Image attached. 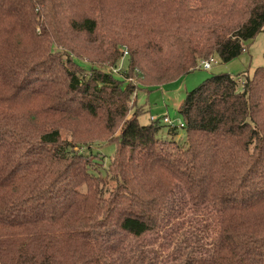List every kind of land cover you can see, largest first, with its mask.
Returning <instances> with one entry per match:
<instances>
[{
	"label": "trees",
	"instance_id": "obj_1",
	"mask_svg": "<svg viewBox=\"0 0 264 264\" xmlns=\"http://www.w3.org/2000/svg\"><path fill=\"white\" fill-rule=\"evenodd\" d=\"M263 32L264 0H0V264H264V65L188 92L181 143L131 115ZM125 52L124 76L96 66ZM95 142L116 144L107 169L78 150ZM189 211L212 250L181 233Z\"/></svg>",
	"mask_w": 264,
	"mask_h": 264
},
{
	"label": "rangeland",
	"instance_id": "obj_2",
	"mask_svg": "<svg viewBox=\"0 0 264 264\" xmlns=\"http://www.w3.org/2000/svg\"><path fill=\"white\" fill-rule=\"evenodd\" d=\"M248 52L244 53L239 58L233 60L230 63H221L220 61L213 65L210 71L205 70H196L190 75L186 76L184 79L165 85L163 87L157 89H145L143 88L139 91L135 98H133L134 109L131 115L134 113L136 109H143V114L139 117V122L142 125H148L150 123L151 117H156L157 119H161L168 117L170 118L175 127H178L182 122V117L180 115V109L186 99L188 92L198 88L205 80L210 78L213 75L217 74H230L232 76H239L243 74L253 75L255 69L264 65V32L260 38H256L254 41L249 43ZM73 55L78 57L79 55L83 57L84 63L83 66L89 71L88 53L84 51L82 48L76 49L75 54ZM125 58L121 59L118 63V67L116 69H112L109 67L108 63L106 64H96L98 68L103 71L111 72L114 76L120 77V75L125 74L129 67V61L127 55L125 53ZM95 66V63H94ZM122 76V77H123ZM251 77V76H250ZM122 125H120L116 133L114 134L116 138L120 136ZM164 126L159 133V138H163L169 142L181 143L184 132L178 127L179 135L172 137L169 134L170 126L167 124H162ZM62 138L64 141L71 142V134L68 131H62ZM184 141V139H183ZM91 148H82L78 149L82 153H100V156L103 158L102 165L104 169H107L111 157L116 151V144H106V142H95L91 143ZM100 161V160H99ZM115 183L113 181H109L107 187L109 189H113ZM213 219L210 218L209 214L204 212H193L189 211L188 217L185 221V228L182 230V234L198 236L201 239V243L204 246L208 247L209 250L213 248V241L216 239V230L213 225L215 224ZM207 225V227H204ZM151 243L160 251V246L162 244L161 232L158 231L153 234L148 235Z\"/></svg>",
	"mask_w": 264,
	"mask_h": 264
},
{
	"label": "built area",
	"instance_id": "obj_3",
	"mask_svg": "<svg viewBox=\"0 0 264 264\" xmlns=\"http://www.w3.org/2000/svg\"><path fill=\"white\" fill-rule=\"evenodd\" d=\"M126 53V55H127V52H125ZM216 63V60L214 59V58H212V59H210V60H208V61H202L201 63H200V68H202L203 70H205V71H210L211 69H212V66L214 65ZM151 120L152 121H157V120H159V119H157L156 117H151ZM163 122L165 123V124H167V125H170L171 127H175V124H174V122L170 119V118H168V117H165V118H163ZM178 127H180L181 129L184 127V124H183V122H181L180 124H179V126ZM178 127H176V128H178Z\"/></svg>",
	"mask_w": 264,
	"mask_h": 264
},
{
	"label": "crops",
	"instance_id": "obj_4",
	"mask_svg": "<svg viewBox=\"0 0 264 264\" xmlns=\"http://www.w3.org/2000/svg\"><path fill=\"white\" fill-rule=\"evenodd\" d=\"M260 36H262V34ZM260 36H258V38H260Z\"/></svg>",
	"mask_w": 264,
	"mask_h": 264
}]
</instances>
